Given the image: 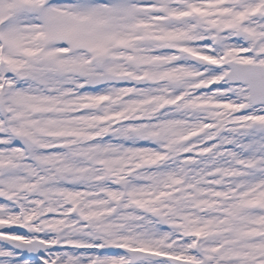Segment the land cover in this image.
I'll use <instances>...</instances> for the list:
<instances>
[{"label": "snow or ice", "instance_id": "obj_1", "mask_svg": "<svg viewBox=\"0 0 264 264\" xmlns=\"http://www.w3.org/2000/svg\"><path fill=\"white\" fill-rule=\"evenodd\" d=\"M0 264H264V0H0Z\"/></svg>", "mask_w": 264, "mask_h": 264}]
</instances>
